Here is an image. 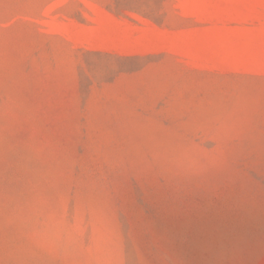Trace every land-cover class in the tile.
I'll return each mask as SVG.
<instances>
[{"label": "rangeland", "instance_id": "rangeland-1", "mask_svg": "<svg viewBox=\"0 0 264 264\" xmlns=\"http://www.w3.org/2000/svg\"><path fill=\"white\" fill-rule=\"evenodd\" d=\"M0 264H264V0H0Z\"/></svg>", "mask_w": 264, "mask_h": 264}]
</instances>
